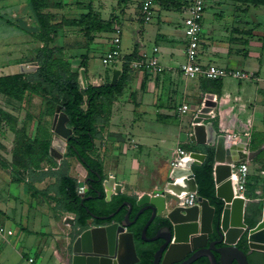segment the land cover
Listing matches in <instances>:
<instances>
[{"label":"crops","instance_id":"1","mask_svg":"<svg viewBox=\"0 0 264 264\" xmlns=\"http://www.w3.org/2000/svg\"><path fill=\"white\" fill-rule=\"evenodd\" d=\"M185 1L187 4L181 9L161 8L155 4L154 18L149 22H144L141 18L139 5L129 1L128 4L126 2L125 6H122L125 8L120 15L114 18L113 26H120L121 34L124 26L133 30L131 51L135 45L139 59L143 55H155L163 70L154 72L137 67L132 63L129 80L122 94L115 99L112 113L118 103L132 112L131 124L135 123V115L146 117L149 114L154 116L155 121L161 123L163 129L161 131L148 130L147 133H144L145 137H138L136 134H131V137L138 151L148 150V154L151 153V150L157 149L159 151L160 163L157 164V173L155 172L156 175L154 173L153 176H160L161 172H165L162 177L165 179L166 170L170 169L169 163L176 151V148L168 147V145L175 144L187 152L191 150L201 152L200 148L196 147L198 145L189 138L192 133L191 121L205 97L211 95L216 102V107L211 112L212 117L203 122H212L214 128L221 134L231 137L235 135L236 137L233 139H236L237 136L246 137L243 152L247 153V156L243 158V162L248 166V176L243 194L249 206L258 209L261 207V201L264 198L253 197L251 188L254 187V193L259 196L262 190L261 183L264 179V155H259L264 147V45L260 41L263 32L264 6L247 5L236 0H206L201 21L198 62L251 74V77L244 81L232 77L219 79L221 80L219 88H214L206 79L200 76L187 77L180 71L179 66L184 59L180 62L178 57L183 55L184 58L186 46L183 18L191 0ZM103 19L106 20V18ZM154 47L157 48L155 53L152 52ZM1 64L6 70L10 66L9 63L5 62H0ZM113 69L120 70V64L114 66ZM10 72L8 71V73ZM0 73L2 75L7 71ZM95 79L101 80L102 77L90 79L89 82L96 85ZM2 97L0 104V165L13 173H25L12 164V132L10 119L7 115L10 113L7 106L9 100H5L4 95ZM129 102L132 104V110L128 107ZM182 104L188 106L184 113L178 111V107ZM54 139H58V144L62 143L57 136H53L51 146L54 144ZM253 146L256 147L253 148ZM61 148L59 147V149ZM42 168L47 170V166L44 164H42ZM50 170L57 172L61 169L56 166L50 167ZM234 170L233 181L236 178ZM109 174V176L114 177L111 173ZM34 175L32 174V177ZM54 176L55 174L52 173L43 179H38L33 186L37 189L38 185L43 186V188L52 185ZM8 178L7 184L22 180L17 175L12 176L10 173ZM26 180L27 178L24 179V184L27 182ZM117 183L122 186L121 193L135 197V199L144 193L155 192L159 189L158 183H156L150 191L141 188L128 191L124 187L127 183L121 180ZM2 187L4 188L3 184ZM30 190L27 186H23L21 194H31ZM31 195L33 197L34 194ZM10 197L9 192H0V218L2 219L8 220L13 213H16V209L9 205ZM36 203V211L52 212L48 220L51 243H45L40 250L44 252L50 248L53 250L57 264H70L69 244L76 226L75 224L64 223V220H67L68 217L73 218V215L61 212L63 216L62 220L59 221L56 215L60 211L56 208L53 210V202L46 204L39 200ZM26 211L29 213L30 209L27 208ZM0 224L1 243L11 244L9 236H12L14 232L10 228L5 229L4 223ZM20 228L24 229L25 227L20 224ZM21 252L18 250V253L21 254ZM2 257L3 255H0V259ZM34 257L37 258L36 255ZM42 261L38 262L44 264Z\"/></svg>","mask_w":264,"mask_h":264},{"label":"rangeland","instance_id":"2","mask_svg":"<svg viewBox=\"0 0 264 264\" xmlns=\"http://www.w3.org/2000/svg\"><path fill=\"white\" fill-rule=\"evenodd\" d=\"M132 1L139 5L140 0H93L92 8L97 12L101 18L111 19L119 16L125 7V3ZM52 4L50 7L44 9V12H49L54 23V31L51 33L52 40L49 46L61 48V57L71 63L72 70H77L82 56L87 57V81L94 78L102 77L106 79L111 75L113 66H118L122 57L131 51L133 46V30L127 26L122 28V37L120 43V56L118 61L111 62L107 65L102 63V57L108 47V44L113 36L112 33L96 34L95 39L87 43L82 32L78 27L69 24V20L77 18L81 13H84L88 8V0H50ZM187 4V1H186ZM181 13V12H180ZM204 13V12H203ZM154 18L152 15L151 20ZM146 24V23H145ZM38 30L36 21L27 0H0V62L9 63L10 66L5 67L0 65V72H6L2 75L16 74L19 72L21 64L28 68L35 65L36 50L42 45L41 42L35 39L33 33ZM107 45V47H106ZM106 47V49H105ZM183 55L178 57L180 62L183 61ZM8 71H11L8 73ZM1 74V73H0ZM0 75V76H2ZM95 79V83H99ZM244 81V80H242ZM3 95V94H2ZM0 96V104L2 100ZM5 100H9L7 104L10 113H7L10 119L11 126V150L14 144V131H24V134H29L35 130V125L38 122H44L49 119L44 115L45 100L40 94L32 92L26 93L23 100L17 101L5 96ZM122 102V101H118ZM113 103L109 113L101 110L103 117L109 118L107 124H98L100 138L95 139V148L91 153L92 156L99 158L104 167L105 178L111 173L114 175L115 181H124L126 190L133 191V189L141 188L150 191V189L158 183V187L165 181L162 177L165 172H161L160 176H153L157 170V164L160 163L161 155L157 149L138 151L135 147L131 134H136L138 137H145L144 133L148 130H163L161 123L154 120L153 115L146 117H137L135 115V123L131 124L132 112L125 109V106L116 104L113 110ZM128 107L132 110V104L129 102ZM61 113L55 108L53 117L48 121L52 137L50 141V156L55 160L54 167L59 166L60 169L65 170L68 175L75 176L77 180H83L85 174L84 168L75 160V158L67 155L65 150V137L70 133L65 128L64 120H61ZM143 119V120H142ZM151 119V120H150ZM60 121V122H59ZM60 123V124H59ZM59 124V132H55L56 126ZM23 134V133H20ZM53 136H57L63 143H59L58 147L62 150L58 151L52 149L51 142ZM177 148L175 144H170L168 147ZM44 166L49 167L48 162H44ZM0 165V192H9L11 194L9 205L16 209L11 217L6 220L0 218V223L5 224V229L10 228L14 234L9 236L11 244H3L0 241V264H29L26 259L29 256L35 258L36 263L40 264L43 260L44 264H57L56 257L53 255V250H40L41 247L47 243H51L50 229L48 228V220L52 212L36 211V202L39 200L43 203L50 204L53 202L49 195H55V186L52 185L37 186L38 190L33 186L40 174L33 173V177L20 172L8 171ZM9 173L12 176L17 175L21 182H8ZM157 173V172H156ZM155 173V175H156ZM167 174V170H166ZM27 178V182L23 183ZM29 179V180H28ZM5 184H4V183ZM24 185H23V184ZM4 185V188L2 187ZM55 184V183H54ZM23 186L30 187V193L21 194ZM54 203V202H53ZM55 206V203H54ZM29 208V213L26 209ZM53 208V207H52ZM55 208H53L54 210ZM52 210V211H53ZM56 218L61 221L62 213L57 212ZM21 214V216H20ZM20 224L25 227L20 228ZM1 225V224H0ZM18 250L22 251L21 254ZM23 253V256H22ZM4 260V261H3Z\"/></svg>","mask_w":264,"mask_h":264},{"label":"trees","instance_id":"3","mask_svg":"<svg viewBox=\"0 0 264 264\" xmlns=\"http://www.w3.org/2000/svg\"><path fill=\"white\" fill-rule=\"evenodd\" d=\"M34 20L37 23L38 30L33 33L36 40L42 43L36 50L34 71L26 73L7 74L0 76V94L10 99L21 101L26 93L32 92L40 94L45 100L44 115L47 118L53 117L55 108L65 114L67 120L65 125L71 130L70 135L65 139V150L67 155L75 160L86 171L87 192L81 196L77 192V178L68 175L65 170L51 171L56 162L50 156L51 131L48 127L49 119L44 122H38L35 130L24 134V129L14 131L15 138L11 150L12 164L25 171L29 178L33 173L40 174V178L54 173L55 174V195L48 197L53 200L55 206L60 212H66L73 215L75 226L83 227L86 222L94 215H109L114 213L111 220H121L125 209L121 205L123 201H129L133 206L132 214L135 215L139 209L135 205V197L123 193L114 194L109 201H105L102 180L105 179L103 172V163L99 158L92 156L95 148V139L100 137L98 124H107L109 118L103 117L101 110L110 112L111 104L122 94L131 72V64L139 60L137 50L125 54L120 63V74L114 85H111V75L106 79H101L94 85L87 81V57L82 56V60L77 70H72L71 63L64 60L60 55L61 48L49 46L54 31L53 17L49 12L43 10L50 7V0H27ZM154 4L161 8L181 9L186 6L185 0H153ZM247 5H263L264 0H236ZM93 0H88V8L79 17L69 20V24L78 27L82 32L87 43L92 42L96 34L113 33L114 19H103L92 8ZM263 32L260 41L264 45V23ZM114 67V66H113ZM80 69L84 70L86 86L83 87L80 81ZM112 74V72H111ZM214 88H219L220 81L208 80ZM23 133V134H20ZM199 147L201 152L206 153L204 161L200 165L193 166L194 178L196 180L198 195L207 199L209 204L214 207L215 213L213 225L216 229L220 218L223 202L215 197V186L213 180V149ZM256 146H253L255 148ZM195 151V150H191ZM259 155H264V147ZM48 162L49 167L43 170L42 164ZM262 190L259 196L254 193L255 188H251L253 197L264 198V179L262 180ZM30 189V187H28ZM99 193V196H98ZM90 196V197H89ZM88 197V198H87ZM262 202V201H261ZM120 207L118 211L116 209ZM150 212L138 216L134 225L129 227L133 233L136 254L138 262L136 264H152L153 253L159 247V242L145 243L140 239V231L149 218ZM100 224V220H94ZM253 226L254 221L247 220ZM149 224L146 229V235L154 234L158 224ZM210 238H217L214 233ZM238 248L244 252L248 251V245L245 234L237 243ZM250 264H264V253L253 251L248 255ZM194 264H208L206 258L199 259ZM233 264H236L235 262Z\"/></svg>","mask_w":264,"mask_h":264},{"label":"water","instance_id":"4","mask_svg":"<svg viewBox=\"0 0 264 264\" xmlns=\"http://www.w3.org/2000/svg\"><path fill=\"white\" fill-rule=\"evenodd\" d=\"M34 64L29 68L21 64L19 72L34 71L36 63ZM79 74L81 84L85 87L84 70L80 69ZM119 74L120 70H112L109 82L111 85L115 84ZM215 107L216 102L211 95H207L192 118V133L189 138L204 149H213L215 197L223 202L217 228L213 225L215 209L207 199L198 195L192 169L193 165H200L204 161L206 153L189 151L187 156L176 160L175 167L168 169L165 181L158 190L136 197L135 205L139 209L132 220L129 219L132 205L129 201H123L121 205L126 206L127 211L121 220L95 224L94 220H108L113 218L114 213L91 214V219L85 226H76L69 244L70 264H136L139 259L129 227L145 210H149L150 215L140 231V239L163 241L153 253L152 264H191L201 257H205L208 264H250L248 255L253 251L264 253V200L260 208L254 209L245 198L235 196L233 192L232 165L242 163L247 156L243 152L246 137L237 136L233 139L219 133L212 122H203L212 117L211 112ZM56 109L59 110V107ZM61 115V120L66 122L65 114L61 112ZM59 124L55 132H59ZM65 128L71 133L66 125ZM86 181H77V192L81 196L86 191ZM102 186L105 201H109L113 194L121 193L122 186L115 182L113 176L103 179ZM192 192L197 194L196 203L191 206L181 205L179 197ZM119 209L120 207L116 211ZM156 216L165 221V224L153 236L147 237L146 229ZM248 219L254 221L253 226L247 222ZM64 223L74 225V219L68 217ZM213 232L218 239L210 240ZM244 234L247 252L237 246ZM216 244L222 245L217 247Z\"/></svg>","mask_w":264,"mask_h":264},{"label":"built area","instance_id":"5","mask_svg":"<svg viewBox=\"0 0 264 264\" xmlns=\"http://www.w3.org/2000/svg\"><path fill=\"white\" fill-rule=\"evenodd\" d=\"M206 0H191L186 9V15L183 18V33L186 40L184 50V61L180 64V71L187 77H202L208 80H217L223 78H236L239 80H248L251 74L248 72L234 70L224 67H219L213 64H201L197 60L199 40L201 33V21L205 9ZM154 1L153 0H140V16L144 22H149L154 14ZM113 36L109 42V47L102 57V63L107 65L111 62L117 61L120 56V42H121V28L118 25L113 26ZM157 48H153V53ZM133 65L152 70L154 72H161L163 67L158 62L155 55H143L141 59L133 62ZM188 106L182 104L178 107L180 113L186 112ZM233 138L236 136L233 135ZM188 152L181 147H177L176 151L169 163L170 168L177 165L176 160L187 156ZM235 169V180L233 181V192L235 196L244 197V190L248 176V166L245 162L232 165ZM233 178V174H232ZM197 194L186 193L179 197V203L184 206H191L196 203ZM29 264H37L34 257L29 256L26 259Z\"/></svg>","mask_w":264,"mask_h":264},{"label":"flooded vegetation","instance_id":"6","mask_svg":"<svg viewBox=\"0 0 264 264\" xmlns=\"http://www.w3.org/2000/svg\"><path fill=\"white\" fill-rule=\"evenodd\" d=\"M65 146H66V141H65ZM86 172V171H85ZM84 179H86V173H85V176H84V178H83V180ZM85 186H86V191L85 192H83V194H82V196H84L85 195V193L87 192V185H86V183H85ZM90 197V196H89ZM132 205V204H131ZM124 207V209H125V212L127 211V207L126 206H123ZM133 206L131 207V211H130V213H129V219L130 220H132L133 218H134V215L132 214V211H133ZM139 208V207H138ZM147 212H150L149 210H145L144 212H142L141 214H139L138 216H140V215H143V214H145V213H147ZM138 218V217H137ZM137 218L135 219V221L130 225V227L132 226V225H134L135 224V222H136V220H137ZM101 221V223H103V222H109V221H111V218L110 219H108V220H100ZM93 223H95V222H93ZM96 224V223H95ZM152 224H158V228L159 227H161V226H163L164 224H165V221H163L161 218H159V217H155L154 219H153V223ZM157 228V229H158ZM157 231V230H156ZM155 231V232H156ZM155 232H154V234H155ZM154 234H151V235H146L147 237H151V236H153ZM213 234H214V232H213ZM213 234H211V235H213ZM216 239H218V237L217 238H210V240H216ZM145 243H149V242H159V244L160 243H162L163 241L162 240H157V241H144ZM220 245H222V244H216V246L218 247V246H220ZM201 258H205V257H201ZM201 258H199V259H201ZM199 259H197V260H195L193 263H191V264H194V263H196ZM234 263V262H233Z\"/></svg>","mask_w":264,"mask_h":264},{"label":"bare ground","instance_id":"7","mask_svg":"<svg viewBox=\"0 0 264 264\" xmlns=\"http://www.w3.org/2000/svg\"><path fill=\"white\" fill-rule=\"evenodd\" d=\"M62 116V115H61ZM58 139H54V144H53V146H52V149H55V150H58V151H60V150H62V148L59 150V144H58ZM238 197H240V196H238Z\"/></svg>","mask_w":264,"mask_h":264}]
</instances>
